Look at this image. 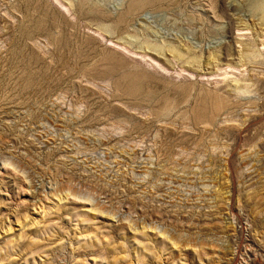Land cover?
Returning a JSON list of instances; mask_svg holds the SVG:
<instances>
[{"label": "rangeland", "instance_id": "1", "mask_svg": "<svg viewBox=\"0 0 264 264\" xmlns=\"http://www.w3.org/2000/svg\"><path fill=\"white\" fill-rule=\"evenodd\" d=\"M0 264H264V0H0Z\"/></svg>", "mask_w": 264, "mask_h": 264}]
</instances>
